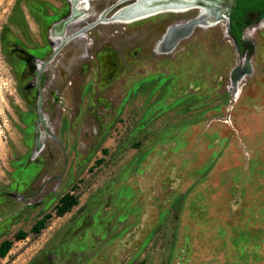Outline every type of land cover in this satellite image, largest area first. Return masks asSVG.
<instances>
[{"label":"rangeland","instance_id":"rangeland-1","mask_svg":"<svg viewBox=\"0 0 264 264\" xmlns=\"http://www.w3.org/2000/svg\"><path fill=\"white\" fill-rule=\"evenodd\" d=\"M197 12L94 25L83 58L94 17L58 43L71 1L0 0V264H264V15L155 52Z\"/></svg>","mask_w":264,"mask_h":264},{"label":"bare ground","instance_id":"bare-ground-1","mask_svg":"<svg viewBox=\"0 0 264 264\" xmlns=\"http://www.w3.org/2000/svg\"><path fill=\"white\" fill-rule=\"evenodd\" d=\"M72 3V10L73 15L69 17L67 21H65L61 26H58L61 29H65V33L61 34V36L57 37L55 42L60 43L61 41H65L70 34H68V28L71 27L73 24L87 21L89 18L94 17L93 21L90 25L83 27L77 33L73 34L75 36H80L85 34V37L82 36L78 39L77 42L81 43L80 46V56L81 57H87L91 51L95 50L96 46L103 40H116V34L112 36V34L115 32L116 29L106 31L102 30L101 34L96 32V38L93 42L86 41V36L92 34V28L94 25L100 24V26H108L110 28H114L115 25H121V24H131L138 21H143L151 16L164 14V13H175L178 15H184L192 10L197 9L198 12L196 15L190 18H185L179 21H176L170 25L167 26L164 34L161 36L157 43V47L155 52L156 53H165L164 50L166 49H173L175 46L178 45L177 41L181 38L182 34L183 37H185L189 32H191V29L197 26H205L210 24H219L223 23L224 17H216L214 13L212 12V8L214 6H219L224 3H226V0H116V2L107 8L106 10H103L101 8L100 10H97L99 7L103 6L104 4H107L109 0H69ZM93 1H98V3H92ZM125 1H130V3L123 5L119 7L120 9L118 13L114 17H112L110 20L105 19L106 16H108L110 13H113V10L115 7L119 6L121 3ZM232 3V1H231ZM94 7L93 9L91 7ZM220 7V6H219ZM77 10V11H76ZM85 10H89L88 13ZM76 12L80 14V16L76 15ZM84 12V13H82ZM102 12V14H101ZM231 12V9H230ZM82 13V15H81ZM72 14V13H71ZM94 15V16H93ZM115 24V25H113ZM99 26V25H97ZM91 29V30H90ZM88 30H90L88 32ZM99 31V30H95ZM140 31V30H139ZM139 31H134L131 33L132 37L135 39L137 36L141 35ZM183 31V33H181ZM142 33L144 31L141 30ZM177 34V35H176ZM176 35V37L174 36ZM74 36V37H75ZM175 37L174 40H172ZM73 38V37H72ZM145 40L142 41V50L145 51ZM177 43V44H176ZM122 47V46H120ZM77 48V47H76ZM131 47L125 48L122 50L126 51L125 53H130L128 51ZM146 52V51H145ZM139 56L145 57V53H141ZM81 59V58H80ZM135 61V60H134ZM246 67V62L240 67L244 70ZM77 77V76H76ZM244 77V76H243ZM62 80V78H56L54 81V84L57 85L59 81ZM234 82L236 83V79H234ZM41 114V113H40ZM39 126H42L43 120L40 118L38 122ZM41 140H42V132L40 129L37 131L36 136V150L35 152L38 153L41 150Z\"/></svg>","mask_w":264,"mask_h":264},{"label":"trees","instance_id":"trees-1","mask_svg":"<svg viewBox=\"0 0 264 264\" xmlns=\"http://www.w3.org/2000/svg\"><path fill=\"white\" fill-rule=\"evenodd\" d=\"M257 10L261 11L264 15V0H236L233 10L230 14V25L232 28L233 35L237 40L241 37V27L243 25L244 15L246 11ZM76 203V200L72 196H64L61 199V205L58 206V214L63 215L67 212L72 205ZM45 225L43 220L37 222L34 226V230L39 232ZM11 246V241H4L0 244V255L5 256L8 249Z\"/></svg>","mask_w":264,"mask_h":264},{"label":"flooded vegetation","instance_id":"flooded-vegetation-1","mask_svg":"<svg viewBox=\"0 0 264 264\" xmlns=\"http://www.w3.org/2000/svg\"><path fill=\"white\" fill-rule=\"evenodd\" d=\"M226 1H227L226 3H224L222 5H219L220 7L219 6H214L212 8V12L214 13V15L216 17H224L226 21L229 18V23H230V14H231V12L233 10V8H232V10L230 12V6L232 4L231 3L232 0H226ZM234 4H235V2H234ZM233 7H234V5H233ZM102 11H104V10H102ZM118 11L119 10H116L114 13H112V17H114L116 15V13H118ZM198 15H196V16H198ZM250 16H251V18H256L258 16H262V14H261V11H257V10H250V11L248 10V11H246L245 15H244L245 18L243 20V24H244V22L246 21L247 18H250ZM228 34H230L231 36H233L235 38V36L233 35V32H232L231 25H230V29L228 30Z\"/></svg>","mask_w":264,"mask_h":264},{"label":"water","instance_id":"water-1","mask_svg":"<svg viewBox=\"0 0 264 264\" xmlns=\"http://www.w3.org/2000/svg\"><path fill=\"white\" fill-rule=\"evenodd\" d=\"M234 2H235V0H232V4H231V6H230V9L232 10V8H233V5H234ZM73 11V10H72ZM77 11V10H76ZM227 24H229V18H228V20H227ZM228 27V30L230 29V26L229 25H227Z\"/></svg>","mask_w":264,"mask_h":264}]
</instances>
